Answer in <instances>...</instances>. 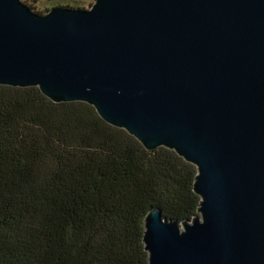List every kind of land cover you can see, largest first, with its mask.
I'll list each match as a JSON object with an SVG mask.
<instances>
[{
    "label": "water",
    "instance_id": "95a60500",
    "mask_svg": "<svg viewBox=\"0 0 264 264\" xmlns=\"http://www.w3.org/2000/svg\"><path fill=\"white\" fill-rule=\"evenodd\" d=\"M0 86L87 103L197 168V216L146 215L149 264H264V0H0Z\"/></svg>",
    "mask_w": 264,
    "mask_h": 264
},
{
    "label": "trees",
    "instance_id": "16d2710c",
    "mask_svg": "<svg viewBox=\"0 0 264 264\" xmlns=\"http://www.w3.org/2000/svg\"><path fill=\"white\" fill-rule=\"evenodd\" d=\"M196 176L87 103L0 86V264H149L146 215L197 216Z\"/></svg>",
    "mask_w": 264,
    "mask_h": 264
},
{
    "label": "rangeland",
    "instance_id": "374dc122",
    "mask_svg": "<svg viewBox=\"0 0 264 264\" xmlns=\"http://www.w3.org/2000/svg\"><path fill=\"white\" fill-rule=\"evenodd\" d=\"M96 0H21L33 12L46 14L48 10L55 7H71L78 9H90Z\"/></svg>",
    "mask_w": 264,
    "mask_h": 264
}]
</instances>
